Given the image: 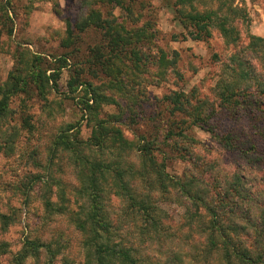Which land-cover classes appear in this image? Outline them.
<instances>
[{
    "label": "trees",
    "instance_id": "16d2710c",
    "mask_svg": "<svg viewBox=\"0 0 264 264\" xmlns=\"http://www.w3.org/2000/svg\"><path fill=\"white\" fill-rule=\"evenodd\" d=\"M235 1L162 0L173 11L182 39L204 40L212 35V29H217L225 43L233 45L228 56H213L217 69L225 66L223 74H218L217 92L214 90V93L224 109L230 110L234 104V108L246 112L252 107L264 108V37L249 34L248 40L242 42L240 29L247 14ZM98 2L118 6L129 14V18H114L112 12L98 8ZM95 4L84 15L68 23L64 44L68 46L76 38L83 39V32L85 35L90 31L99 32L100 40L84 64L89 65L87 71L93 77H108L111 89L126 96L124 87L128 80L132 86L142 83L146 41L157 36L158 30L144 32L148 20L132 25L137 16L132 12L129 0H95ZM1 8L0 21L11 33L10 9L7 5H1ZM156 54L153 60L157 65L155 76L162 78L173 70L182 77L184 68L178 59L168 58L164 48L159 46ZM40 56L34 61L46 59ZM60 61L59 69L68 66L70 59L64 55ZM49 70L40 67L30 70L31 79L42 97L50 82H56L59 76ZM226 70H230V75ZM23 81L16 79L0 85V118L11 111L12 96L24 91L23 87L28 83L22 84ZM70 85L73 92L77 86H84L85 94L80 97L84 115H88L89 109L101 108L100 100L117 104L113 96L97 94L90 81L73 76ZM184 96L180 91L165 95L164 99L172 108H162L160 113L146 116L147 123L153 121V126L155 118L163 113L191 116V124L207 122L201 98L190 103ZM192 105L191 110L189 106ZM197 108H201V112L195 113ZM113 115L97 119L86 140L75 135L64 139L61 134L55 138V145H63L65 150L73 152L79 181L75 187L86 199L81 205V208L87 206L85 217L75 225L82 234L85 264H264V167L261 165L264 164V151L258 147L260 141L264 143V125L257 126L254 139L244 135L238 139L231 130L225 136H219L228 148L245 154L250 162L237 164L236 171L215 174L210 180L206 176L208 171L214 170L213 163L199 162L192 156L185 172L175 176L168 171V158L156 157V151L162 145L158 137H164L162 141H166L173 136L185 135L183 131L179 134L170 124L164 134L136 131L137 140H131L120 127L123 123L120 116L114 115L116 119L112 121ZM140 118L131 119V123H137ZM251 149L253 154L249 153ZM87 150H93L95 155L85 153ZM171 195L185 206L182 222L178 224L170 223L169 213L160 204L162 198L172 199ZM46 203L52 206L49 200ZM12 219L0 211V229H6ZM6 245L0 244V248ZM41 253L49 257L45 264L51 263L54 257L51 243L43 238L28 240L18 260L22 262L29 256L40 258Z\"/></svg>",
    "mask_w": 264,
    "mask_h": 264
},
{
    "label": "rangeland",
    "instance_id": "374dc122",
    "mask_svg": "<svg viewBox=\"0 0 264 264\" xmlns=\"http://www.w3.org/2000/svg\"><path fill=\"white\" fill-rule=\"evenodd\" d=\"M129 1L132 12L137 16L132 25L148 20L144 32L154 28L158 31L156 37L146 41L142 83L132 86L128 79L125 83L124 92L130 97L127 99L111 89L108 77H93L87 71L89 65L84 64L91 49L100 40L99 32L90 31L86 35L83 32V39L76 38L68 46L64 44L68 23L95 6V0H0V11L1 5L10 9L12 21L9 24L13 27L9 33L8 27L0 21V85L20 79L25 80L22 84L27 82L30 86H24V91L12 96L11 111L0 118V211L13 218L6 229H0V244H7L0 248V264H45L49 260L45 253H41L40 258L29 256L22 262L18 260L26 242L39 238L50 242L54 250V257L48 264L86 263L82 234L75 226L76 221L85 217L87 206L81 208V205L86 199L76 189L79 181L73 165L76 162L73 152L65 150L63 145H55V138L61 134L64 139L75 135L86 140L97 119L103 115L120 116L123 122L120 127L131 140H137L136 131L164 134L170 124L179 134L183 131V136H173L166 141H162L164 137L157 139L162 145L156 151V157L166 156L168 171L175 176L185 172L192 156L199 162L213 163L214 170L208 171L206 176L210 180L215 174L236 171L237 164L250 162L245 154L228 148L219 140V136H225L230 130L238 139L243 135L254 139L257 126L264 125V108L252 107L245 112L232 104L227 110L214 93V90L217 92L218 74H223L225 66L217 69L213 56H228L233 45H227L217 29H212V35L204 40L182 39L173 11L162 0ZM235 2L247 14L240 29L242 42L248 40L249 34L264 37V0ZM97 7L112 12L114 18L125 19L129 15L118 6L98 2ZM156 45L164 48L168 58L178 59L184 68L181 67L182 77L174 74L173 70L166 72L162 78L154 75L157 69L153 61L157 56ZM40 55L46 59L34 61ZM64 55L69 57V65L59 69L62 64L60 58ZM38 67L50 68L49 73L59 74L56 82H50L43 97L31 79L30 70ZM229 71L226 70L228 75ZM73 76L90 81L95 85L97 94L111 95L121 106L100 100L101 108L89 109L88 115H84V104L80 98L85 94L84 86L79 85L75 92L71 91ZM174 91L184 92V98L190 103L200 97L207 122L191 124V116L163 113L155 118L153 126V121L147 123L146 116L156 115L162 108H172L164 96ZM139 100L141 103H135ZM189 108L192 110L193 105ZM200 110L197 108L195 113ZM114 115L112 121L116 119ZM138 116L141 118L137 123H131V119ZM188 124L191 126L187 127ZM213 133L218 135L213 136ZM258 147L264 151L262 141ZM252 151L249 150V153L253 154ZM84 152L95 155L93 150ZM261 165L264 167L263 163ZM171 196L170 200L162 198L160 204L169 213V222L178 224L182 222L185 206L175 195ZM47 200L52 206H47Z\"/></svg>",
    "mask_w": 264,
    "mask_h": 264
}]
</instances>
